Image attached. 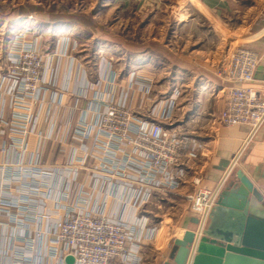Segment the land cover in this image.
I'll use <instances>...</instances> for the list:
<instances>
[{
    "label": "built area",
    "instance_id": "2783aa9c",
    "mask_svg": "<svg viewBox=\"0 0 264 264\" xmlns=\"http://www.w3.org/2000/svg\"><path fill=\"white\" fill-rule=\"evenodd\" d=\"M24 38L20 34L11 41L0 59V136L8 128L7 152L20 154L0 165V216L7 221L0 229L3 237L11 229L13 240L9 248H0V264H66L67 257L72 264H142V248L160 230L150 224L151 206L160 204L162 196H180L201 150L174 126L180 88L152 98L153 79L132 72L120 80L106 67L91 83L85 77L70 92L64 87L50 92L47 86L55 83L46 74L52 67ZM63 57L65 52L52 56ZM258 62V55L243 46L222 52L213 72L228 85L215 120L220 126L246 127L252 134L264 123V89L252 85ZM67 92L85 105L77 109L75 104L76 123L71 130L64 126V133H70V142L62 143L66 159L41 165L42 147L55 130L53 119L48 135H39L31 151L25 138L36 134L47 112L45 98L55 112ZM224 182L206 189L194 178L193 190L181 196L189 218L196 219L188 224L193 239L184 264L196 255ZM178 230L175 239L185 232ZM14 244L21 247L14 250Z\"/></svg>",
    "mask_w": 264,
    "mask_h": 264
},
{
    "label": "rangeland",
    "instance_id": "374dc122",
    "mask_svg": "<svg viewBox=\"0 0 264 264\" xmlns=\"http://www.w3.org/2000/svg\"><path fill=\"white\" fill-rule=\"evenodd\" d=\"M106 2L0 0V59L9 50L11 41L23 34L24 40L35 46L36 53L52 68H57V63L67 58L69 65L78 63L92 72L95 68H111L116 74L120 73V80H125L132 73L128 69H137L139 62L143 64L145 61L148 62L146 69L155 73L152 98H156L173 84L174 71L166 59L173 62L175 57L194 55L197 50H210L217 53L219 59L228 48L242 46L245 41L241 30L250 25L252 32L264 23V10L260 4L255 6L256 10L246 9L232 16L226 15L224 23L219 26L212 25L205 13L193 8L179 10L175 0H157L145 9L130 3L125 7L120 2L112 5L110 0L105 6ZM53 20L59 24L51 26ZM100 47L104 49L103 54L97 55ZM62 52L65 57L52 58ZM149 57L152 60L147 61ZM95 80L87 77L89 83ZM161 198L160 204L151 206V220L157 224L158 230L161 229L156 241L157 246L163 248L166 239H169L168 246L171 244V235L177 237L179 231L174 222L187 203L175 195ZM191 219L196 222L195 218ZM171 228H174L173 233ZM161 239L162 245L159 244ZM149 247L153 249L151 245ZM153 258L154 253L146 254L142 264L152 263Z\"/></svg>",
    "mask_w": 264,
    "mask_h": 264
},
{
    "label": "crops",
    "instance_id": "0c3cea01",
    "mask_svg": "<svg viewBox=\"0 0 264 264\" xmlns=\"http://www.w3.org/2000/svg\"><path fill=\"white\" fill-rule=\"evenodd\" d=\"M157 0H110L114 5L118 2L122 3L123 7L128 3L135 5L138 8L145 9L150 7V3H154ZM167 2L171 0H158ZM178 2L177 7L179 10H185L186 7L193 8L196 11L205 13L209 17V22L213 25L224 23L226 15H235L240 11L246 9H254L257 4L262 5L261 10H264V0L257 3L253 0H175ZM108 2V0H107ZM105 3V6L108 3ZM182 2V4H180ZM248 5L250 8H248ZM187 15V14H186ZM204 16V14H203ZM207 17V18H208ZM54 24L58 25L56 20H53ZM219 25V26H220ZM250 25L241 30L242 46L254 51L258 57L259 62L254 73L253 87L256 89H264V23L258 30L250 31ZM104 49L100 47L97 55L103 54ZM152 57V55H150ZM166 56V55H165ZM154 57V56H153ZM166 58V57H165ZM217 53L210 50L196 51L193 55L190 53L187 56H177L172 61L165 60L169 66L173 69V84L171 87L164 89L163 95H169L174 87H178L181 90V96L177 107V112L174 116V126L180 128L190 138L195 140L201 145V150L198 153V157L194 160L187 170L185 182L178 192L180 196L178 199L183 200L182 195L193 190L191 182L194 178L200 180V187L206 189L215 188L218 183L225 180L222 188H229L236 184V171H241L253 184L254 188L259 192L264 204V123L252 134L246 127H222L215 120L219 113L224 108V88L228 85L221 80L217 79L214 75V68L217 63ZM152 60V58H147ZM59 64V65H58ZM141 64V65H140ZM57 68H52L47 71L46 79L52 81L55 85H48L50 92L67 88L70 92L75 88L79 80H83L85 77L91 76V79H97L100 76L101 69L95 68L94 72L91 69L78 66V63L69 65L67 58L62 59L57 63ZM127 66L126 68H129ZM138 68L133 67L130 72L138 74L142 77H148L153 79L154 71L146 69L148 62H139ZM128 73V72H127ZM120 74L119 72L117 73ZM53 76V77H52ZM222 91V92H221ZM161 94V93H160ZM48 98V97H46ZM45 98V104L47 106V112L41 117V121L36 129L35 135H29L28 149L35 147L38 136L48 135L50 118L55 123V130L53 137L50 140L45 141L40 154L41 165H54L58 162H63L67 156V146L63 145L70 142V133L65 134L63 129L65 125L70 126V130L74 127L78 111L71 112L72 107L77 109L83 108L85 101L76 102L75 99L67 92L64 97L63 106L55 112L49 111V98ZM36 106L32 108L35 111ZM9 113L7 114V118ZM5 135L0 136V165L11 163V161L18 159L20 154L16 155L7 149L10 145L9 129L4 127ZM20 134H12L10 136L19 137ZM4 149V152H2ZM7 152V153H6ZM18 156V157H17ZM84 178L83 174L81 180ZM187 204L180 210V216L176 223L178 227L182 226L184 220L189 218ZM6 219L0 216V223L6 224ZM8 224V223H7ZM152 226L157 227V224L152 220L150 221ZM10 226V224H9ZM161 229L158 231V233ZM174 228L170 229L173 233ZM177 233V237H180V230ZM158 235V234H157ZM12 230L8 228L5 237L2 236L0 229V248H6L12 246ZM157 237V236H156ZM169 238V237H168ZM171 244H166L162 247L157 246L156 238L153 242L146 244L142 248L141 254L143 260L146 254L150 252L154 253L153 262L150 264H163L167 261L172 248V241L175 239L174 235H171ZM162 240H159V244L162 245ZM169 242V241H168ZM158 244V245H159ZM14 250H17L19 244H14ZM149 245L152 246V250ZM159 245V246H160ZM4 263V262H3ZM143 263V261H142Z\"/></svg>",
    "mask_w": 264,
    "mask_h": 264
},
{
    "label": "water",
    "instance_id": "95a60500",
    "mask_svg": "<svg viewBox=\"0 0 264 264\" xmlns=\"http://www.w3.org/2000/svg\"><path fill=\"white\" fill-rule=\"evenodd\" d=\"M236 184L222 188L210 212L196 255L191 264H264V204L251 181L236 171ZM186 218L181 239L172 241L167 261L163 264H184L193 235ZM72 258L65 259L72 264Z\"/></svg>",
    "mask_w": 264,
    "mask_h": 264
}]
</instances>
